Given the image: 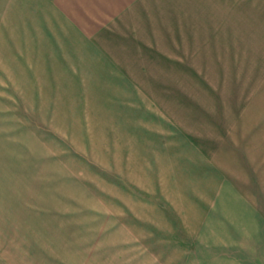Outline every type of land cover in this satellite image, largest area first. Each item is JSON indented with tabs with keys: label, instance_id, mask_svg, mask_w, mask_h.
<instances>
[{
	"label": "rangeland",
	"instance_id": "obj_1",
	"mask_svg": "<svg viewBox=\"0 0 264 264\" xmlns=\"http://www.w3.org/2000/svg\"><path fill=\"white\" fill-rule=\"evenodd\" d=\"M232 3V28L198 6L196 76H147L74 13L0 0V264H264V189L230 187L264 152L222 149L264 128V0Z\"/></svg>",
	"mask_w": 264,
	"mask_h": 264
},
{
	"label": "crops",
	"instance_id": "obj_2",
	"mask_svg": "<svg viewBox=\"0 0 264 264\" xmlns=\"http://www.w3.org/2000/svg\"><path fill=\"white\" fill-rule=\"evenodd\" d=\"M204 3L206 0H39L40 5L47 7L42 11L74 13L72 28L87 36L88 45L100 52L104 60L114 62L115 74H137L121 71L132 63L138 69L143 68L144 75L147 76H196V11L201 10L198 6ZM232 4V0H224L225 28L233 26L229 17ZM139 60H143V64ZM116 61H120L121 65ZM185 69L192 71L186 74ZM244 122L247 120L239 117L233 123L241 125ZM243 125L233 128L242 131ZM229 126L226 125V128ZM258 126L259 128L256 125L251 131L257 132L259 129L260 132L262 127ZM241 135L238 139H233L235 147L227 143L222 148L223 151H233V159L238 157V151L243 156L241 142L244 140L247 144L251 143V151L257 153V157L260 152H264V128L262 134L258 133L261 136L240 138ZM240 162L247 165L245 160L240 159ZM241 173L243 178L233 182L235 185L230 186L231 188L256 191L264 189L263 184H260L264 180L263 172L249 168L247 172ZM250 196L253 198L251 194ZM247 205L252 212L249 231L255 233L257 242L263 241L264 217L259 215V200L255 203L247 202Z\"/></svg>",
	"mask_w": 264,
	"mask_h": 264
}]
</instances>
